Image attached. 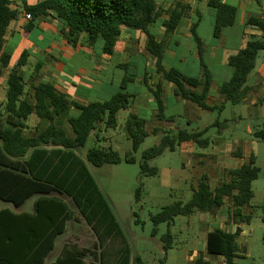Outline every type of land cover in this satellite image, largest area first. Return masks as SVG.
I'll use <instances>...</instances> for the list:
<instances>
[{"label": "trees", "instance_id": "trees-1", "mask_svg": "<svg viewBox=\"0 0 264 264\" xmlns=\"http://www.w3.org/2000/svg\"><path fill=\"white\" fill-rule=\"evenodd\" d=\"M24 9L30 13L32 20L53 17L60 22L61 32L72 46L86 40L93 47L102 38L103 53L113 55L116 44L123 30H141L147 36L146 49L155 58V70L163 80L175 84V94L181 96L200 108L222 112L228 102L241 103L247 99L250 88L246 85L249 75L256 68L259 52L264 51V17L251 16L248 26L256 27L261 35L252 36L238 54L229 58L233 68L232 77L222 84L220 93L223 100L219 104L207 103L212 85L211 73L204 63V44L196 34H192L197 44L202 69L201 77H188L180 70H167L163 65L166 45L151 33L150 27L165 12L169 18L164 21L165 38L173 34L180 25L188 6L178 2L165 10L154 0H20ZM33 1V4H29ZM11 0H0V80L8 71L5 113L0 114V199L21 205L34 194L41 195L35 203V213L14 214L9 210L0 212V264H46V260L55 248L60 235L65 233L67 224L73 219L69 206L61 199L50 197L52 192H59L71 197L81 214L91 226L100 243L98 262L95 264H147L141 256H132L130 244L118 224L109 204L99 190L87 162L93 166L119 164L123 161L135 163L133 152L149 136L147 121L131 113L125 129L133 143V152L124 157L113 148L92 147L88 150L86 160L78 153L85 147L90 135L100 124L107 128H116L117 114L129 108L133 93L127 89V80H123L121 91L108 101H93L83 104L70 100L58 91L51 82L41 81L34 85L32 96L25 92L28 52L24 51L17 64L10 68L11 53L5 51L8 27L17 12L10 8ZM208 6L215 10L216 19L214 36L220 38L223 29L235 24L237 9L221 0H208ZM42 64L36 67L39 73ZM153 86L145 77V83L153 96L159 121H174L167 118L164 100L163 80ZM1 107V105H0ZM72 109L79 111L78 116H71ZM40 118V124L33 136L24 134L27 127L25 120L31 114ZM70 124L73 135H70L63 123ZM154 128V134L160 133ZM207 128L190 132L181 129L176 135L164 132L160 141L145 150L142 155L141 176L151 177L159 169L150 166L149 162L162 155L166 150L174 151L184 142H193L202 148L210 144L204 138ZM255 135L264 138V130ZM260 169L252 154L242 166L230 171L232 179L212 188L204 178L194 189L192 198L184 203L176 201L165 206L160 212L151 216L155 225L167 223L169 227L180 215L189 216L196 211L211 212L225 205L226 198H231L233 209L229 212L235 223H249L244 208L254 197L253 182L258 178ZM142 195V185L137 189V199ZM241 229L235 232L216 228L207 236L206 250L209 255L224 257V264H236L235 257L239 252L238 238ZM163 248L167 252L173 247V234L169 230L163 235ZM166 264V257L160 260ZM50 264H83L76 255L59 258ZM196 264H206L203 256Z\"/></svg>", "mask_w": 264, "mask_h": 264}, {"label": "rangeland", "instance_id": "rangeland-1", "mask_svg": "<svg viewBox=\"0 0 264 264\" xmlns=\"http://www.w3.org/2000/svg\"><path fill=\"white\" fill-rule=\"evenodd\" d=\"M16 6L23 7L21 2L13 0V7ZM199 9L203 13V18L198 35L203 40L204 46L216 47L217 51L216 58H208L206 52L203 57L213 80L207 103L214 105L223 100L220 87L233 73L232 67L228 64H221L223 48L235 47L239 44L243 27L237 18L234 27L227 31L231 33H227L226 41L221 43L222 41L214 37L215 10L203 3L199 4ZM159 27V25L156 27L157 33ZM171 40L172 42L177 41L180 46L176 48L175 44L168 45L169 48H176L177 57H167V66L173 65L186 75L201 77L203 72L200 60L196 59L195 53L192 52L195 46L193 37L181 33L179 37H173ZM103 44L104 41L100 38L92 47L95 57L101 56ZM134 52L127 56L129 57L127 66L120 65L124 63L125 55L118 53L112 59L110 75L114 77V86L109 87L110 94L121 91V84L125 79L129 92L140 95L142 99L146 98L145 77L148 76L150 84L157 77L154 57L145 50H140L138 53H136L137 50H134ZM260 54L264 55V51H261ZM180 57L185 59L184 63L178 61ZM259 62L260 58L257 60L255 69L258 68ZM67 66L72 69L83 67V71L90 74L93 71V66L86 57L71 60ZM159 77L162 79L161 75ZM165 82L166 115L174 116L175 120L159 121L153 112L154 103H150L149 106L138 112L139 116L147 121L146 128L149 136L136 152H133L132 140L124 127L120 126L114 133L105 134L102 129L104 128L103 124L98 126L99 129L96 133L90 135L85 147L78 151L85 160L90 148L103 145L102 142L99 144L97 141L101 135H104L111 137L104 143H112V148L117 150L121 156L124 157L128 152H133L135 163L123 161L119 164H105L100 167L88 164L92 177L110 209L116 215L117 222L130 244L132 256L140 255L147 264H161L160 260L165 255L162 237L170 230L174 236V244L173 248L169 250L167 264H196L197 259L203 256L202 252L206 249V241H201L204 233L203 227L207 228L205 224H208L202 223L200 220V216L204 212L196 211L190 216H177L171 227L167 223H162L158 226L156 235H153L155 225L151 216L176 201L187 203L192 198L194 189L204 178L208 179L212 188L220 186L223 182H229L232 179L230 171L247 162L253 154L256 158V166L260 171L258 178L253 182L254 197L251 200V206L244 208L245 214L251 217V222L246 225V234L238 238L240 250L235 257V263L264 264V138H258L255 135L257 131L264 130V77L260 76L259 72L254 77L253 84L257 87L254 96L259 105L228 102L222 112L198 107L176 95L175 84L169 81ZM186 105L190 106L185 110ZM77 113L78 111L73 109L70 115L75 116ZM120 116H123V113ZM63 126L70 135H73L72 128L66 119ZM155 126L160 127L162 132L154 134L152 129ZM206 128L207 131L203 137L210 140L207 148L189 142L178 145L174 151L166 150L162 155L149 162L150 166L159 169L158 175L141 176L140 164L143 152L157 144L164 132L176 135L181 129L193 132ZM112 139L115 141L111 142ZM238 153L244 156L239 158ZM141 185L142 195L138 200L137 189ZM49 196L63 200L73 209V219L66 234L59 241L56 253L62 249L61 256L63 258L73 254L79 257L83 264L97 263L101 250L99 240L73 199L57 191L52 192ZM231 200V198H226L223 207L205 212L206 218L211 224H217V218L223 219L225 222L231 219L228 214L232 206ZM215 227L217 226L212 229ZM190 255L194 259L190 258ZM209 256L206 259V264H222L219 261L220 259L224 260L222 256Z\"/></svg>", "mask_w": 264, "mask_h": 264}, {"label": "crops", "instance_id": "crops-1", "mask_svg": "<svg viewBox=\"0 0 264 264\" xmlns=\"http://www.w3.org/2000/svg\"><path fill=\"white\" fill-rule=\"evenodd\" d=\"M17 1L21 2L20 0H17ZM154 1L157 3V5L163 7L165 10L175 6L178 2H182L189 7L180 25L178 26V28L175 30L173 34L169 35L168 37L165 38V27L163 25L164 21L169 18L166 12L150 27L151 33L156 35L159 40L165 41L166 51L164 55L163 65L167 70H169L171 68H176V67H173V65L167 66L166 59L167 57L168 58L177 57L176 48L180 46L177 41L172 42L171 38L179 37L181 33H185V34H188V36L193 37V34H192L193 26H195V31H196V34L198 35V29H199L200 23L203 18V13L199 9V4L203 3L207 5L208 0H154ZM221 1L237 9V18H239L240 25H242L243 27L239 44H237L235 47H229V48L224 47L223 48V54L221 55L222 56L221 64L229 65V58L233 55L238 54L239 51L245 47L247 41L252 36L261 35V32L256 27L248 26L247 21L251 16L264 17V0H221ZM11 2L12 3L10 5V8L17 12V17L11 21L8 27L4 49L5 51L11 53L10 68H13L17 64L20 56L22 55L24 51L28 52L27 64L24 67V70L27 74L25 78V92H26L27 97L32 96L34 92V85L38 84L41 81H46V82L53 83L55 88L61 93L65 94L70 100H74V101H77L83 104H88L89 102H93V101H101V102L108 101L116 94V93L110 94V92L108 91L110 86L112 87L114 86V77L110 75V65L112 63L111 62L112 59L116 55H118V53L120 55H125V58H124L125 61L124 63H121L120 65L127 66L128 58H129L127 56L129 54H132L134 50H137L136 53H138L140 50H145L149 52L146 49L147 36L143 31L125 29L123 30L121 36L119 37V40L116 44L115 52L113 55H106L102 52L101 56L95 57L93 55V50H92L93 48L88 46L86 40H84L83 42L79 43L76 46H72L71 44L68 43V41L65 39V37L63 36L61 32V26H60L59 20L53 17H50V16L47 17V19L41 18V20H38V19L28 20L26 18L27 12L24 9V4L21 2L23 5L22 8H19L18 6L14 8L13 0H11ZM33 3H34L33 1H29V4H33ZM215 19H216V13H215ZM158 25L160 27L157 33L156 27ZM234 25L225 27L223 29V33L221 37L217 38L220 41H222L221 43H224L226 41L227 33H231L227 31H229L228 29L234 27ZM40 32L41 34H39ZM171 44H175L174 46H176V48H169L168 45H171ZM194 49H192V52L195 53L196 59L200 60L196 42H195ZM204 49H205V52L207 53L208 58L217 57L216 47L208 48L205 45ZM80 57H86L89 59L90 64L93 66V71L91 74L84 72L83 67H79L75 69L68 68L67 65L69 61L80 58ZM259 58H260V62H259L258 68L254 69L251 72V74L249 75L247 84H246L250 88L251 91L247 99H245V101H243L242 103H247V104L250 103V105L252 104L259 105L256 101L257 100L256 97L254 96V93L257 92L256 91L257 87L253 83H254V77L258 72L260 76L264 77V55L261 56L260 52L257 57V60ZM153 61L155 65V58ZM178 61L181 63H184L185 59L180 57ZM40 64H42V68L40 72L37 73L35 70H36V67L39 66ZM256 66H257V63H256ZM186 76L193 77L189 75H186ZM231 77H229V79ZM7 79H8V71L4 73V75L2 76L0 80V105H1L0 114L3 117L6 115L5 102H6V95H7ZM160 80L161 79L159 75L157 74L155 81L149 84L153 86L155 83L159 82ZM165 81L166 80L163 81V84H164L163 96H164V100L166 104L165 96L167 94L166 93L167 91H165V84H166ZM212 86H213V80H212L211 88ZM211 88H210V91H211ZM174 92H175V89H174ZM133 94L135 96L133 97L129 108L125 110H121L117 114V121H118L117 127L107 128L103 124L104 125V128H102L104 129L103 133L105 134L114 133V131L120 128V126L125 128L126 121L129 115L133 113L139 116L138 112H141V110L149 106L150 103H154L153 112L156 117L157 109L155 106L153 96L151 95L148 87L146 86V92H145L146 98L145 99H142L141 96L138 94H135V93ZM188 106L190 105L185 106V110L187 109ZM121 113H123V116H120ZM165 114H166V111H165ZM78 115H79V111L77 115L75 116H78ZM166 117L174 118L175 120L174 116L168 117L166 115ZM25 123L27 127L24 130V134L27 136H33L36 132V128L40 124V118L36 114L33 113L29 115V117L25 120ZM154 128H160V127L155 126ZM98 129L99 127H97V129L93 131L91 135L96 133ZM160 130H161L160 132H162L161 128ZM97 137L99 136L97 135ZM103 137L105 138L103 139ZM106 139H111V137L104 136V135L100 136L97 143L101 144L102 142L103 145H100L99 147L106 148V149L112 148V145H111L112 143L111 144L104 143ZM113 141L115 140L112 139L111 142ZM184 143H189V142H184ZM184 143L180 145H183ZM238 154L240 156L239 158H242L244 156L240 153ZM88 164L90 163L87 162V166L89 168ZM242 165H239V167ZM40 197L41 195L34 194L31 197L27 198L19 206H16L12 202H7V201L0 199V212L3 210H9L12 213L17 214V215H20V214L32 215L35 213V203ZM248 206L250 207L251 203ZM69 208L71 211H73L71 207ZM232 209H233V205L231 206L230 211ZM114 216L116 218L115 214ZM217 219H218L217 224L214 225L209 222L208 218H206L205 212L202 213L200 216V220L202 223H208V224H205L207 228L203 227L204 233L202 234V238H201L202 242L206 241V245H207V236L214 229L221 228L225 231L235 232L237 228H240L241 229L240 236H244L246 234V225L251 222V219H250L249 223L238 224V223H235L232 220V218L230 219L231 221L228 220L227 222H225V220L223 219L221 220H219V218ZM71 221L68 222L65 233H63L62 235L58 237L56 244H55V248L51 252V254L48 256L46 260V264H50L52 262H55L57 259L62 258L61 256L62 249L60 250V252L57 251V253H56V250L58 249V243L61 240L62 236L66 234ZM214 226H217V227L212 229V227ZM173 244H174V241H173ZM169 250L167 252L164 251V254H165L164 257H166V264L168 263V260H169ZM202 253H203V258L206 262L207 261L206 259L210 256L207 253L206 249H204ZM190 258L194 259L192 255H190ZM219 262L224 264V260L220 259Z\"/></svg>", "mask_w": 264, "mask_h": 264}, {"label": "built area", "instance_id": "built-area-1", "mask_svg": "<svg viewBox=\"0 0 264 264\" xmlns=\"http://www.w3.org/2000/svg\"><path fill=\"white\" fill-rule=\"evenodd\" d=\"M26 18H27L28 20H32V16H31V14H30V13H27V14H26Z\"/></svg>", "mask_w": 264, "mask_h": 264}]
</instances>
